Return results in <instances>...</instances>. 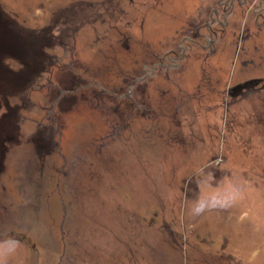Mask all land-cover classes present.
Wrapping results in <instances>:
<instances>
[{
	"label": "rangeland",
	"instance_id": "obj_1",
	"mask_svg": "<svg viewBox=\"0 0 264 264\" xmlns=\"http://www.w3.org/2000/svg\"><path fill=\"white\" fill-rule=\"evenodd\" d=\"M0 264H264V0H0Z\"/></svg>",
	"mask_w": 264,
	"mask_h": 264
}]
</instances>
